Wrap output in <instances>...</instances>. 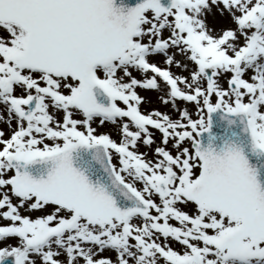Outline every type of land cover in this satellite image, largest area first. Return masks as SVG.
<instances>
[{"label":"snow or ice","instance_id":"1","mask_svg":"<svg viewBox=\"0 0 264 264\" xmlns=\"http://www.w3.org/2000/svg\"><path fill=\"white\" fill-rule=\"evenodd\" d=\"M0 264H264V0H0Z\"/></svg>","mask_w":264,"mask_h":264},{"label":"rangeland","instance_id":"2","mask_svg":"<svg viewBox=\"0 0 264 264\" xmlns=\"http://www.w3.org/2000/svg\"><path fill=\"white\" fill-rule=\"evenodd\" d=\"M142 94L147 95V96H153L154 97V94L153 93H142ZM144 107L150 108V107H161V106L159 104H157V103H153L151 105H145ZM100 130L101 131H106L108 129H100ZM141 150H143V149H141Z\"/></svg>","mask_w":264,"mask_h":264}]
</instances>
